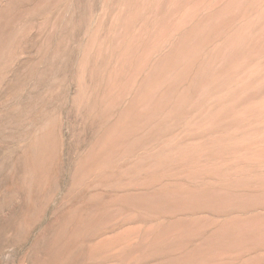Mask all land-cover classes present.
I'll return each mask as SVG.
<instances>
[{
    "label": "rangeland",
    "instance_id": "374dc122",
    "mask_svg": "<svg viewBox=\"0 0 264 264\" xmlns=\"http://www.w3.org/2000/svg\"><path fill=\"white\" fill-rule=\"evenodd\" d=\"M263 7L0 0V264H264Z\"/></svg>",
    "mask_w": 264,
    "mask_h": 264
},
{
    "label": "bare ground",
    "instance_id": "6f19581e",
    "mask_svg": "<svg viewBox=\"0 0 264 264\" xmlns=\"http://www.w3.org/2000/svg\"><path fill=\"white\" fill-rule=\"evenodd\" d=\"M264 8V7H263ZM255 16V15H254ZM213 28V27H212ZM223 39V38H222ZM258 63V62H257Z\"/></svg>",
    "mask_w": 264,
    "mask_h": 264
}]
</instances>
